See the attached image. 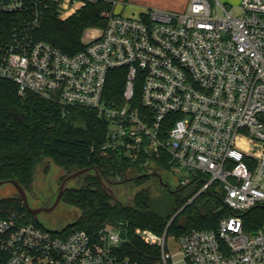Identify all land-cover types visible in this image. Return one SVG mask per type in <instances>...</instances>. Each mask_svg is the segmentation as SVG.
<instances>
[{
    "label": "built area",
    "instance_id": "1",
    "mask_svg": "<svg viewBox=\"0 0 264 264\" xmlns=\"http://www.w3.org/2000/svg\"><path fill=\"white\" fill-rule=\"evenodd\" d=\"M98 1L0 0V79L20 95L96 111L109 124L103 156L166 155L184 174L181 186L199 187L189 203L210 190L221 196L231 214L216 230H133L158 248L155 264H264V230L246 233L243 221L264 208V0H241L238 16L218 0L132 15L110 2L105 26L85 32L84 50L68 55L38 38L51 5L66 20ZM114 70L125 71L119 106L105 99ZM129 243L112 227L93 236L52 232L17 214L0 219V264H139L124 252Z\"/></svg>",
    "mask_w": 264,
    "mask_h": 264
},
{
    "label": "trees",
    "instance_id": "2",
    "mask_svg": "<svg viewBox=\"0 0 264 264\" xmlns=\"http://www.w3.org/2000/svg\"><path fill=\"white\" fill-rule=\"evenodd\" d=\"M111 9L112 3L101 0L87 4L63 21L59 19L56 6L51 5L37 36L62 53L74 55L85 49L87 43L83 37L89 28L105 26L102 14ZM124 80V70L110 73L105 92L109 106L122 104ZM108 130V122L94 110L64 108L31 93L20 95L14 83L0 79V182L16 181L27 194L33 189L41 165L54 164L63 169L66 176L91 169L80 176L82 187L64 188L61 201L79 210V218L63 228L64 231L84 230L95 236L104 227L116 228L130 240L125 254L139 264L157 263L159 250L136 239L132 234L135 228L162 236L176 215L168 234L180 237L192 230H216L221 219L231 214L221 196L211 190L189 203L199 187L187 190L189 186H180L178 191L167 187L160 197H155L150 187H139L148 180L165 186L160 171L170 169L169 158L145 156L133 162L121 154L103 156L100 146ZM117 175H123L124 180L117 181ZM64 180L65 176L60 186ZM120 183L139 187L129 204L115 200L108 188L110 184ZM12 214L39 224L18 194L0 199V219ZM243 221L246 233L264 230V208L244 214Z\"/></svg>",
    "mask_w": 264,
    "mask_h": 264
},
{
    "label": "rangeland",
    "instance_id": "3",
    "mask_svg": "<svg viewBox=\"0 0 264 264\" xmlns=\"http://www.w3.org/2000/svg\"><path fill=\"white\" fill-rule=\"evenodd\" d=\"M116 3V11L120 14L132 15L142 10H163L171 13H183L189 3V0H107ZM212 5H215L214 0H210ZM225 5L233 16L240 15L239 2L236 0H218ZM241 4V2H240ZM113 7V5H112ZM60 20H62L59 17ZM64 21V20H63ZM102 27L89 28V32L100 31ZM87 30V31H88ZM84 38V37H83ZM87 41V38H84ZM65 176L66 172L55 166L54 164L41 165L35 175V182L31 192L27 193L28 202L31 208L36 209L41 205H47L55 201L58 190H60V181ZM160 176L163 179L165 186H161L154 180H148L139 187H150L155 197H160L164 194V190L169 187L172 191H178L181 186V180L184 177L182 172L169 170L160 171ZM83 186L81 177L73 178L65 183V188H80ZM133 183L127 184H110L108 188L112 192L115 200L129 204L133 195L139 190ZM194 186L187 187L192 189ZM17 195V190L10 183H5L0 186V199L8 198ZM79 218V210L64 201H60L58 206L51 212H41L36 217L37 222L49 231H57L76 222ZM133 232V231H132ZM171 251H174L176 246L173 241H169Z\"/></svg>",
    "mask_w": 264,
    "mask_h": 264
},
{
    "label": "water",
    "instance_id": "4",
    "mask_svg": "<svg viewBox=\"0 0 264 264\" xmlns=\"http://www.w3.org/2000/svg\"><path fill=\"white\" fill-rule=\"evenodd\" d=\"M53 97H54V99L58 100L59 99V94L56 93V92H54L53 93ZM90 171H91V169H88L87 168V169H83V170L77 171V172H75V173L67 176L66 179L62 182V184L60 186V190L58 192V195H57L55 201L49 207H42V208H36V209L31 208L30 205H29L28 197H27V194H26L25 190L16 181L11 180V181H8V182H0V186H2L5 183L12 184L15 187V189L17 190V194L22 199V201H23V203H24V205H25L28 213L31 214L32 216H34L36 218L38 216V214H40L41 212H51V211H53L58 206V204L61 201L62 195H63V191H64V188H65V183L68 180L73 179V178L80 177V176H82V175H84V174H86V173H88ZM175 217H176V215L171 219L169 225L172 223V221L174 220Z\"/></svg>",
    "mask_w": 264,
    "mask_h": 264
},
{
    "label": "flooded vegetation",
    "instance_id": "5",
    "mask_svg": "<svg viewBox=\"0 0 264 264\" xmlns=\"http://www.w3.org/2000/svg\"><path fill=\"white\" fill-rule=\"evenodd\" d=\"M53 203V202H52ZM52 203H50V204H47V205H41V206H39V207H37V208H42V207H49V206H51L52 205Z\"/></svg>",
    "mask_w": 264,
    "mask_h": 264
},
{
    "label": "crops",
    "instance_id": "6",
    "mask_svg": "<svg viewBox=\"0 0 264 264\" xmlns=\"http://www.w3.org/2000/svg\"><path fill=\"white\" fill-rule=\"evenodd\" d=\"M236 1H240V2H241V0H236ZM240 2L238 3V4H239V6H240Z\"/></svg>",
    "mask_w": 264,
    "mask_h": 264
}]
</instances>
